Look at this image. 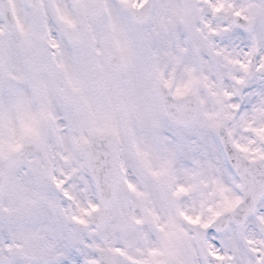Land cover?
Returning a JSON list of instances; mask_svg holds the SVG:
<instances>
[{
    "label": "snow or ice",
    "instance_id": "6c2138e0",
    "mask_svg": "<svg viewBox=\"0 0 264 264\" xmlns=\"http://www.w3.org/2000/svg\"><path fill=\"white\" fill-rule=\"evenodd\" d=\"M0 264H264V0H0Z\"/></svg>",
    "mask_w": 264,
    "mask_h": 264
}]
</instances>
